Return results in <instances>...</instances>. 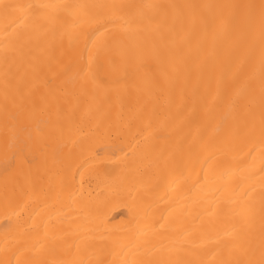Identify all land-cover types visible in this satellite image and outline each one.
Wrapping results in <instances>:
<instances>
[{"label":"bare ground","instance_id":"1","mask_svg":"<svg viewBox=\"0 0 264 264\" xmlns=\"http://www.w3.org/2000/svg\"><path fill=\"white\" fill-rule=\"evenodd\" d=\"M0 264H264V0H0Z\"/></svg>","mask_w":264,"mask_h":264}]
</instances>
